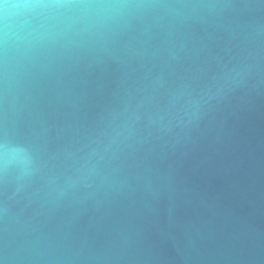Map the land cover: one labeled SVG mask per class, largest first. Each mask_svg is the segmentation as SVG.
<instances>
[{"label":"water","instance_id":"obj_1","mask_svg":"<svg viewBox=\"0 0 264 264\" xmlns=\"http://www.w3.org/2000/svg\"><path fill=\"white\" fill-rule=\"evenodd\" d=\"M233 2L238 16L188 21L172 47L148 17L90 28L73 9L22 12L13 39L26 54L7 99L0 45V264H264V74L227 76L264 9ZM41 25L36 35L51 41L29 49L26 34ZM145 79L148 102L175 118L161 127L141 112L138 138L111 160L110 185L80 181L55 201L5 207L6 180L19 186L53 166L77 178L86 146ZM189 95L200 101L194 117Z\"/></svg>","mask_w":264,"mask_h":264},{"label":"clouds","instance_id":"obj_2","mask_svg":"<svg viewBox=\"0 0 264 264\" xmlns=\"http://www.w3.org/2000/svg\"><path fill=\"white\" fill-rule=\"evenodd\" d=\"M264 9V0L257 5L245 6ZM73 9L80 15L79 22H84L90 28L104 26L107 21L128 22L136 18L148 17L157 21L158 26L165 30L170 37L165 44L175 46L182 40L179 28L194 19H208L215 22L226 17L239 15V6L233 0H110V2H69V0H21L18 3H5L0 0V45L3 48V77L5 97L11 93L12 82L20 59L25 56L24 48L20 47L13 39L22 28L17 18L23 11L29 10L47 19L53 13L61 10ZM37 26L30 28L26 36L29 49L42 50L49 44V39L36 35ZM237 27H242L237 25ZM70 38L68 33H63ZM249 39L245 33V40ZM231 67L227 72L230 80L243 79L255 74H264V24L260 25L252 37L251 46L238 47V51ZM137 95L131 97L127 107L112 116L101 129L96 139L87 146L81 156L79 176L75 179L66 176L62 169L55 166L38 174L28 173L27 178L19 186L9 187L5 181V207L9 201L20 202L23 200L38 201L41 203L52 202L68 195L77 183L83 181L85 188H104L114 180L109 165L113 157L124 146L136 140L139 136L135 122L141 119V112L148 115L151 125L165 126V121L171 123L175 118L169 105L160 106L149 103V97L155 94L147 79L136 89ZM172 102H169L171 104ZM200 101L188 96L185 100L187 111L185 115L194 117L199 109ZM5 137L15 133V127L10 126L6 120ZM15 260L16 257H6Z\"/></svg>","mask_w":264,"mask_h":264}]
</instances>
